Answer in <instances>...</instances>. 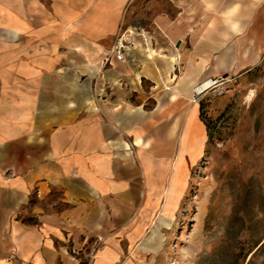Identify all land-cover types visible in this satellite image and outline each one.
Instances as JSON below:
<instances>
[{
    "label": "crops",
    "instance_id": "1",
    "mask_svg": "<svg viewBox=\"0 0 264 264\" xmlns=\"http://www.w3.org/2000/svg\"><path fill=\"white\" fill-rule=\"evenodd\" d=\"M230 4L0 0V264L160 253L193 144L208 139L195 88L264 50V4L220 38ZM122 26L137 28L135 51L107 64Z\"/></svg>",
    "mask_w": 264,
    "mask_h": 264
},
{
    "label": "rangeland",
    "instance_id": "2",
    "mask_svg": "<svg viewBox=\"0 0 264 264\" xmlns=\"http://www.w3.org/2000/svg\"><path fill=\"white\" fill-rule=\"evenodd\" d=\"M259 54L246 70L212 78L209 90L194 93L208 139L193 144L180 205L163 221L170 229L150 264H264V50Z\"/></svg>",
    "mask_w": 264,
    "mask_h": 264
},
{
    "label": "clouds",
    "instance_id": "3",
    "mask_svg": "<svg viewBox=\"0 0 264 264\" xmlns=\"http://www.w3.org/2000/svg\"><path fill=\"white\" fill-rule=\"evenodd\" d=\"M201 3L206 13H214L218 0H201ZM261 4H264V0H231V4L219 14L223 31H218L215 21L211 25V30L218 31L223 40H230L234 35H241L244 31L242 27L244 20L241 18L242 9L258 8Z\"/></svg>",
    "mask_w": 264,
    "mask_h": 264
},
{
    "label": "built area",
    "instance_id": "4",
    "mask_svg": "<svg viewBox=\"0 0 264 264\" xmlns=\"http://www.w3.org/2000/svg\"><path fill=\"white\" fill-rule=\"evenodd\" d=\"M137 35V28L124 27L120 28L113 46L109 50L105 62L108 64L111 60L123 62L127 57L135 51V37Z\"/></svg>",
    "mask_w": 264,
    "mask_h": 264
},
{
    "label": "bare ground",
    "instance_id": "5",
    "mask_svg": "<svg viewBox=\"0 0 264 264\" xmlns=\"http://www.w3.org/2000/svg\"><path fill=\"white\" fill-rule=\"evenodd\" d=\"M214 84L215 83H213L212 81H206L202 86L198 87V89L195 92L199 94L204 93L207 90H209Z\"/></svg>",
    "mask_w": 264,
    "mask_h": 264
},
{
    "label": "trees",
    "instance_id": "6",
    "mask_svg": "<svg viewBox=\"0 0 264 264\" xmlns=\"http://www.w3.org/2000/svg\"><path fill=\"white\" fill-rule=\"evenodd\" d=\"M26 221V220H25Z\"/></svg>",
    "mask_w": 264,
    "mask_h": 264
}]
</instances>
